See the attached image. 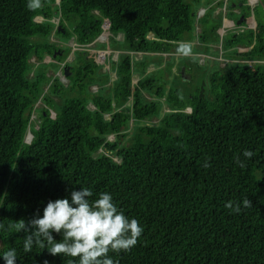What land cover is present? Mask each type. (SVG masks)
Listing matches in <instances>:
<instances>
[{"label": "trees", "instance_id": "trees-1", "mask_svg": "<svg viewBox=\"0 0 264 264\" xmlns=\"http://www.w3.org/2000/svg\"><path fill=\"white\" fill-rule=\"evenodd\" d=\"M220 1L40 0L30 10L27 0H0V252L16 248L18 264L78 259L36 247L25 253L24 233L8 225L42 215L49 200L84 186L111 192L144 227L131 251L109 253L119 264H264V67L251 61L264 56V21L253 17L254 31L231 34L229 48H249L229 51L225 58L241 61L219 63L203 79L202 95L200 86L190 94L168 91L162 77L147 73L164 55L179 78L190 72V59L174 61L192 57L178 54L179 43L197 38L209 47L208 34L216 38L219 29L218 21L194 33L193 4L208 3L206 17ZM258 1L246 0L245 18ZM52 5L61 10L56 26L46 23ZM54 30L79 41L85 71L62 63L65 49L49 40L39 52L42 36ZM114 32L123 33L125 50L109 55L113 97L95 92L91 100L61 101L65 88L82 91L83 78L97 72L89 51ZM52 60L61 69L47 78ZM245 149L255 153L250 160ZM245 197L252 207L239 214L225 207Z\"/></svg>", "mask_w": 264, "mask_h": 264}, {"label": "clouds", "instance_id": "clouds-1", "mask_svg": "<svg viewBox=\"0 0 264 264\" xmlns=\"http://www.w3.org/2000/svg\"><path fill=\"white\" fill-rule=\"evenodd\" d=\"M27 7L30 10L39 8L40 0H27ZM198 10L199 16H203L206 8ZM199 33L201 26L197 25L196 34ZM191 42H180L178 54L191 55ZM182 76L186 77L183 70ZM241 155L244 160H250L255 153L245 149ZM244 160L237 156L236 163L240 168L246 167ZM225 207L239 214L242 207H252V202L245 197L242 201H228ZM4 227L0 223V229ZM8 228L17 234L24 233L25 253H31L36 247L47 249L52 256L78 258L70 260L69 264H119L109 253L131 251L144 232L143 225L136 218H130L118 207L111 192L94 193L91 187L84 186L72 190L69 196L49 200L42 215L37 213L27 222L18 220ZM57 235L62 239H56ZM18 260L14 247L0 252L2 264H18Z\"/></svg>", "mask_w": 264, "mask_h": 264}, {"label": "rangeland", "instance_id": "rangeland-1", "mask_svg": "<svg viewBox=\"0 0 264 264\" xmlns=\"http://www.w3.org/2000/svg\"><path fill=\"white\" fill-rule=\"evenodd\" d=\"M205 1H209V0H204V2ZM242 1L245 4L246 0H242ZM220 2L221 3L217 6H215L214 4V6H212V9L211 7L209 8V11L210 10L213 11L211 15H207L206 17H204L203 15L199 18L200 20L198 19L199 14L197 17L194 16L195 17L194 33H196L197 25L201 26L203 24L204 26H208V25L210 26L211 24L219 21V26H218L219 29L217 30L216 38L214 34L212 33L208 34L209 39H208L207 44L209 45V47H205L204 44L206 43L202 41L204 44H201L202 42H200L196 38L187 39L185 41H190V42L192 41L191 42L192 53H193L191 55L192 57H181L179 55L177 56L175 55L174 61L176 63V66H177V63H184L186 59H190L188 61H190L192 70L190 72L189 71L187 72L191 73V76L193 75L192 79H190V77L188 78V75H187L188 73L186 74V77L181 76L179 78L178 74H175L168 69V63L170 62L169 59L170 60L172 59L171 57L165 58V55H164V60L159 59V58L153 59L152 64L155 65L153 67L154 69H157V71H153V67L150 66L147 70V73L152 78L162 77L165 83L164 87L168 91L170 89H177L181 93L184 92L185 94H188V93L190 94L191 92L196 90L198 86H200V90H201L202 83L203 81H205L203 79L208 80L209 75H211L217 69V67H219V63L222 66L224 64H227V62H224V60L221 57L222 56L228 57V54H229L228 52L230 50L238 51L237 46L236 47L234 46V48L232 49H230L227 46V39L231 37V33L226 27H224L225 21H227L228 18H230V20H232L234 24H235V20L238 21L240 19L236 13H233L234 10L231 11L233 9L231 8V6H233V4L238 1L237 0H229V1L221 0ZM258 2L260 3V5L259 3H256V5H259V6H256L255 12L253 11L251 17H255L256 20L260 19V21L261 20L264 21V17L262 13L263 4H262V1L260 0ZM239 3L240 2H238L237 4ZM246 4H249V3H246ZM226 5H227V9L225 8ZM202 6L207 8L208 3L207 4L202 3L201 6H200V3L193 4L194 10H196V14L198 13L197 10L199 9V7L201 8ZM51 8H52V11L48 13L50 16L47 19L46 23H52L56 26V24H58L59 21H61V10L58 11L55 5H52ZM241 9L242 10L246 9V12L248 11L247 7L245 6H243ZM248 12L250 14V10ZM122 34H123L122 32H114V33L107 34L106 38L100 39V41H98L94 45V48L93 47L91 48L89 52H92V54L90 55L89 60L92 61L93 59H95L94 68L98 66L96 69L97 72L92 74L90 77L83 78L82 83L84 84L85 87L82 88V91L79 89L74 90L73 88H71V86L70 88H65V90L62 92L63 96H61L60 98L61 101L64 102V100L70 97H75V98L83 97V98H87L88 100H91V96H89V94L95 93V92L102 93L105 95V97H113V94L115 92L114 87L117 82L115 78L112 77L113 73L111 72V70H108V67H110V64H111L109 55L110 53H114V55H118V53L125 50V45H124L125 41L122 38ZM101 38H103V36ZM48 40L50 41V43L48 44H55V46H60L63 49H65V52H63L62 54L60 53L59 55V57L62 58V63L64 61L73 62L75 70L85 71L83 67L87 66V63L85 62L88 59L86 57H83L84 59L80 58L82 56H80L79 53H77V51L80 50V47L77 45L79 44L78 43L79 41L75 39L74 35L71 37L70 35H64L62 33L59 34L58 32L56 33V30H54L52 35L48 39L45 36H42L41 42H42V45L44 46L43 47L40 46L39 48L40 53H43L45 49V45L47 44ZM197 42L200 43V45ZM97 48H100L98 49L100 51L98 52L95 51L97 50ZM201 55H205V57ZM261 58H264V56L258 54V55H255V58L252 59L251 61H256V63L252 62L256 66L260 65L261 67H264V63L258 62L259 59ZM32 60H34V58ZM262 61H264V59ZM45 63L48 66L47 69L45 70L46 71L45 74L47 78H50L56 75L59 76L58 72L61 69V66L59 63H56V61H53V60L46 61ZM70 81L71 83H73L72 80ZM89 83H91V85L93 84L92 88H87L89 86ZM93 87H96V89L94 90ZM207 94H208V97H211L209 92ZM128 101L130 103L131 98Z\"/></svg>", "mask_w": 264, "mask_h": 264}, {"label": "crops", "instance_id": "crops-1", "mask_svg": "<svg viewBox=\"0 0 264 264\" xmlns=\"http://www.w3.org/2000/svg\"><path fill=\"white\" fill-rule=\"evenodd\" d=\"M227 1H229V0H227ZM238 2H240L239 4H237L238 2H235L234 4H233V6L232 7H234L233 8V13H236L237 15L239 14V16L241 17V15H242V7H243V1H241V0H237ZM252 1H255V0H252ZM264 2L262 1V4H263ZM260 4V3H259ZM225 8L227 9V5L225 6ZM227 16V15H226ZM228 17V16H227ZM226 19V18H225ZM228 21H225V25H224V27H226L229 31H230V33L232 34V33H237V32H244V34H246V33H249V32H252V31H254V29H256V25H257V23L253 20V17H251L250 16V18H246V20H242L240 23H242L243 22V25L242 24H237L236 26H235V24L233 23V21H231L230 20V18H228L227 19ZM226 28H225V30H226ZM237 46V48H238V52H245V51H247L248 50V48H249V43L248 44H237V45H235V47ZM232 48H234V46H232V47H230V49H232ZM231 51V50H230ZM232 52H236V51H234V50H232ZM193 54V53H192ZM191 54V55H192ZM201 56H203V57H205V55H201ZM224 57V56H223ZM223 60H224V62H227V65H228V63H231L232 61H234V62H236V61H241V60H238V59H234V58H222ZM264 58H261V59H259V63H264V61H262ZM231 61V62H230ZM247 61V60H246ZM249 62V61H248ZM253 63H256V61H252ZM225 65V64H224ZM223 65V66H224Z\"/></svg>", "mask_w": 264, "mask_h": 264}, {"label": "water", "instance_id": "water-1", "mask_svg": "<svg viewBox=\"0 0 264 264\" xmlns=\"http://www.w3.org/2000/svg\"><path fill=\"white\" fill-rule=\"evenodd\" d=\"M242 20H246L244 15H241L240 19L238 20V23H240ZM203 84H204V82H203ZM203 90H204V88L201 89V92H200L201 95L203 94Z\"/></svg>", "mask_w": 264, "mask_h": 264}, {"label": "bare ground", "instance_id": "bare-ground-1", "mask_svg": "<svg viewBox=\"0 0 264 264\" xmlns=\"http://www.w3.org/2000/svg\"><path fill=\"white\" fill-rule=\"evenodd\" d=\"M260 44H261V43H260ZM260 57H261V56H260ZM229 69H230V68H229ZM229 69H228V70H229Z\"/></svg>", "mask_w": 264, "mask_h": 264}]
</instances>
